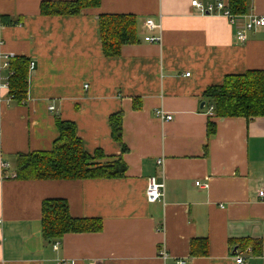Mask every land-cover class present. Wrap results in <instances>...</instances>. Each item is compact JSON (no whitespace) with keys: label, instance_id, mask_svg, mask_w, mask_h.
Returning <instances> with one entry per match:
<instances>
[{"label":"crops","instance_id":"0c3cea01","mask_svg":"<svg viewBox=\"0 0 264 264\" xmlns=\"http://www.w3.org/2000/svg\"><path fill=\"white\" fill-rule=\"evenodd\" d=\"M41 1L0 0V16L22 21L0 22V264H264V200L257 195L264 118L215 117L203 97L226 75L264 70V25L246 31L243 42L236 37L248 16L264 17V0H249L237 24L222 12L201 13L191 0H101L76 15H41ZM100 14L136 16L138 42L104 56ZM149 18L159 26L148 28ZM150 35L160 41H145ZM7 53L33 61L25 104L2 86ZM158 109L172 118L157 117ZM115 112H122L124 152L111 138ZM56 117L74 122L83 149H99L100 161L121 158L124 175L13 178L16 153L52 147ZM149 176L163 181V201L146 200ZM46 198L66 199L72 216L99 218L101 229L47 241L40 221ZM195 238H206V255H191ZM241 239L253 243L244 247Z\"/></svg>","mask_w":264,"mask_h":264},{"label":"trees","instance_id":"16d2710c","mask_svg":"<svg viewBox=\"0 0 264 264\" xmlns=\"http://www.w3.org/2000/svg\"><path fill=\"white\" fill-rule=\"evenodd\" d=\"M101 0H43L40 2L41 15H76L85 8L100 5ZM232 14H244L249 10V0H228ZM2 24L16 25L20 18L0 16ZM101 48L104 56L116 57L123 45L138 42L136 16L132 14H100L98 19ZM30 58L15 55L8 60L7 93L16 104H25L28 91V66ZM203 97L211 101L215 117L264 118V70L249 69L242 74H229L220 84L207 86ZM111 138L126 151L122 142V112L109 115ZM57 137L49 150L20 152L14 155L13 178L18 180H79L90 178L122 177L126 165L121 158L102 162V152L93 154L83 149L82 141L76 134L72 121L55 119ZM215 132V123L209 119L207 134ZM41 232L47 241H56L66 233L98 232L99 218L74 217L69 212L64 198H46L41 203ZM252 245L253 240H240V245ZM256 244L253 245L255 247ZM206 238H195L190 242L192 256L207 254Z\"/></svg>","mask_w":264,"mask_h":264},{"label":"built area","instance_id":"2783aa9c","mask_svg":"<svg viewBox=\"0 0 264 264\" xmlns=\"http://www.w3.org/2000/svg\"><path fill=\"white\" fill-rule=\"evenodd\" d=\"M191 4L199 10L203 14H211L215 12H222L225 16L229 18V21L233 24L238 23V15L232 14L226 5V3L223 0H207V1H199V0H191ZM145 24L148 28L154 29L157 28L159 25L154 23L152 19H146ZM264 25V17L263 16H255V15H250L246 20L242 22L240 26L237 27L236 31V37L239 41L243 42L246 40V31L251 30L257 26H263ZM237 26V25H236ZM145 41L148 42H159L160 41V35H150V36H145L144 37ZM15 55L13 53H7L2 56V66L7 68L8 67V60ZM33 66V61L29 62L28 67ZM12 74V71L8 72V75L3 81L2 86L4 88H7L8 90V78ZM186 75H189L187 72ZM9 99L10 96H9ZM49 109L53 110L54 106L50 105ZM209 112L213 111V106L210 105L208 108ZM155 115L161 119H166L170 120L172 116L170 114H166L162 109H158L155 111ZM157 164L161 165L163 160L161 158H158L156 160ZM2 166L6 167L7 163L2 162ZM195 184H199V182H195ZM257 195L260 197V199L264 200V188H259L257 190ZM145 196L146 200L148 202H156V201H163L164 200V183L163 181L158 180L155 176H149L147 178V183H146V189H145ZM57 244H54V248H56ZM159 255L162 258H165L167 253L165 250L161 249L159 252ZM235 262L236 263H242L243 262V257L241 255L235 257ZM178 264H184V260H178ZM57 264H74L73 260H67V259H61Z\"/></svg>","mask_w":264,"mask_h":264},{"label":"water","instance_id":"95a60500","mask_svg":"<svg viewBox=\"0 0 264 264\" xmlns=\"http://www.w3.org/2000/svg\"><path fill=\"white\" fill-rule=\"evenodd\" d=\"M200 105L202 106L203 105V102Z\"/></svg>","mask_w":264,"mask_h":264}]
</instances>
